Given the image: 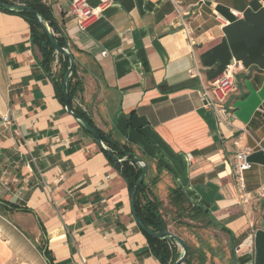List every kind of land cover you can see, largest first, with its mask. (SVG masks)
<instances>
[{
	"label": "crops",
	"instance_id": "crops-1",
	"mask_svg": "<svg viewBox=\"0 0 264 264\" xmlns=\"http://www.w3.org/2000/svg\"><path fill=\"white\" fill-rule=\"evenodd\" d=\"M42 1L83 80L75 104L147 164L144 179L156 180L151 189L162 202L170 204L168 189L179 188L226 230L237 264H264V201L240 202L232 171L240 136L250 148L245 191L264 184V0H86L102 10L84 29L70 13L72 0ZM175 1L200 5L187 18L194 54ZM40 58L28 21L0 9V200L29 210L8 212L35 219L52 264H162L133 219L128 182L66 112ZM233 60L243 68L229 99L230 131L217 126L200 93ZM194 65L200 78L189 75ZM59 68L56 57L52 72ZM8 111L16 123L4 130ZM251 231L246 253L238 248ZM11 260L0 239V264Z\"/></svg>",
	"mask_w": 264,
	"mask_h": 264
},
{
	"label": "trees",
	"instance_id": "trees-1",
	"mask_svg": "<svg viewBox=\"0 0 264 264\" xmlns=\"http://www.w3.org/2000/svg\"><path fill=\"white\" fill-rule=\"evenodd\" d=\"M0 2L6 5H14L17 3L24 4L29 8L35 10L41 17L43 24H40L37 18L28 11L23 10H8L6 8H2L3 11H7L10 13H15L25 18L30 26V37L31 42L34 46H36L41 54V58L39 63L45 73L51 78L53 82V86L55 89V94L59 101L64 105V92L62 88V80L64 74L69 65L68 58L61 54H58L54 47L52 46L49 36L44 29V24L46 23L52 30V36L55 39L56 43L60 47H65L67 45L66 37L64 36L60 26L57 24L54 19L50 7L46 5L42 0H0ZM68 46V45H67ZM58 58V62L60 63L59 72L57 74L52 72V63L55 58ZM83 91V80L80 78L76 71V66L72 71L71 75L67 79V95H68V106L69 108L77 114L83 122L90 125L99 135L100 139L105 143L108 147V150L117 158L123 159L124 161L115 162L113 159L107 154L106 150L100 148L107 156V158L117 167L120 171L121 175L125 178V180L129 184V190H131L134 184L139 179L142 168L139 167L135 162H133L134 152L132 149L124 143L115 140L112 134L105 133L99 130L91 116L88 114L86 110H84L81 106L75 104V100L80 99V94ZM81 128L91 137L90 132L80 124ZM92 138V137H91ZM156 180L147 181L143 180L135 191L134 195V207L137 215L139 216L142 223L152 229L155 232H161L163 230L168 229L170 222L166 219V211L163 205V202L152 192L151 187L155 184ZM169 202L175 207L176 216L172 219L175 222L176 229L174 231L175 234L181 236L179 231L180 227H196L194 223H203L204 225H198L197 227H203L212 225L218 227V224L214 222L212 216L208 211L198 205H191L184 198L181 190L179 188H169ZM187 205V207H185ZM0 208L4 212L18 210L29 212L27 208H19L12 203H8L4 200H0ZM187 229V228H186ZM220 230L226 232L223 227H220ZM142 231V230H141ZM143 232V231H142ZM143 234L146 236L148 240V244L152 254L162 263V264H172L175 259L178 257L179 252L176 244L167 239H156L147 235L145 232ZM185 242L188 246V255L184 261V264H194L193 260L195 253H198L197 259L199 260L198 264H205L206 257L204 252L199 248H193L188 244V240L185 239ZM44 243L41 245L40 249H44ZM44 257L47 263L52 264V258L47 252V248L44 249ZM234 257H232L233 264H237Z\"/></svg>",
	"mask_w": 264,
	"mask_h": 264
},
{
	"label": "built area",
	"instance_id": "built-area-1",
	"mask_svg": "<svg viewBox=\"0 0 264 264\" xmlns=\"http://www.w3.org/2000/svg\"><path fill=\"white\" fill-rule=\"evenodd\" d=\"M176 11L181 17L183 22L182 33L186 37L192 53L194 54V45L196 44L195 38L192 34V29L187 24V18L195 16L199 4L181 7L179 2L175 1ZM102 6L97 8H91L86 0H72L70 5V13L74 15L77 20V24L81 29L86 28L91 22L99 17ZM231 13L239 17V12L231 10ZM226 23V20H223ZM106 55V51L101 53ZM243 68L238 62L232 61L225 66L221 75L213 81L202 83L201 99L204 105L210 108L214 114L216 124L219 128L226 127L230 131L233 130V121L235 119L234 107L229 102L230 97L235 94L234 77L238 69ZM189 75L192 78H200L201 72L197 65H194L189 69ZM16 123L15 118L11 112H6L1 115V126L3 129H7L9 126ZM247 130L243 129V133ZM14 135H19L20 131L17 126L12 128ZM240 136L235 137L234 145L235 152L233 155V178L237 189V198L240 202L246 203L249 200L257 199L264 201V184L257 190L256 193L251 194L245 191V172L251 168V162L249 161L250 148L242 145ZM190 158V155L188 154ZM252 227V225H251ZM253 231H251L247 237L241 242L238 249H246V253H250L252 247Z\"/></svg>",
	"mask_w": 264,
	"mask_h": 264
},
{
	"label": "rangeland",
	"instance_id": "rangeland-1",
	"mask_svg": "<svg viewBox=\"0 0 264 264\" xmlns=\"http://www.w3.org/2000/svg\"><path fill=\"white\" fill-rule=\"evenodd\" d=\"M160 197L162 200L165 199L164 195H160ZM163 204L166 211V219L170 222L168 230L174 232L176 223L172 219L176 216L177 209L169 204L167 199L163 201ZM191 224H195L196 227H192L191 229L188 227L179 228L180 237L184 240L187 239L191 247H199L204 251L206 256L205 264H233L231 253L232 242L226 233H223L218 227L212 225L197 227V224H204L194 223L193 221ZM38 233L39 230L32 216H16L14 213H6L0 208V239L11 250V263L47 264L41 256L40 247L42 242ZM235 249V256H240V253H237ZM197 256L194 257V264L199 263Z\"/></svg>",
	"mask_w": 264,
	"mask_h": 264
},
{
	"label": "water",
	"instance_id": "water-1",
	"mask_svg": "<svg viewBox=\"0 0 264 264\" xmlns=\"http://www.w3.org/2000/svg\"><path fill=\"white\" fill-rule=\"evenodd\" d=\"M8 9V10H23V11H28L30 13H32L38 20V22L40 24H43V21L40 17V15L33 10L32 8L27 7L24 4H14V5H6L2 2H0V9ZM44 29L47 32L50 42L52 44V46L54 47L55 51L58 54H61L63 56H66L68 58L69 61V65L67 67V70L64 74L63 80H62V88H63V92H64V109L66 110L67 113H69L71 116H73V118H75L79 124H82L91 134V137L93 139V141L103 150L107 151V154L113 159V161L115 162H121L124 161L125 158L123 159H117L109 150L108 147L105 145V143L100 139L99 135L97 134V132L88 124H86L85 122L82 121V119L75 114L68 106V95H67V79L68 77L71 75L72 71L74 70L75 67V59L73 57V54L69 48V46H65V47H60L55 39L52 36V30L51 28L45 23L44 24ZM134 156L133 162H135L139 167L142 168V173L139 177V179L137 180V182L134 184L133 188L131 190H129L128 196H129V206H130V211L132 213L133 219L136 222V224L139 226V228L145 232L147 235H149L152 238H156V239H167V240H171L173 241L176 246L178 247V252L179 255L178 257L175 259V261L172 264H184V261L188 255V246L187 243L185 242V240L180 237L179 235L175 234L174 232L166 229L163 230L161 232H155L152 229H150L149 227H146L142 221L140 220L139 216L137 215L136 211H135V207H134V195H135V191L137 190L138 186L140 185V183L144 180L146 172H147V164L141 159L139 158L135 153L132 154ZM44 258V256H43ZM45 259V258H44Z\"/></svg>",
	"mask_w": 264,
	"mask_h": 264
}]
</instances>
